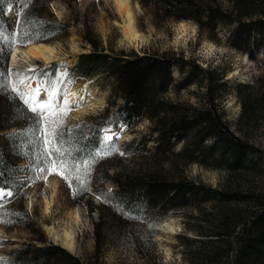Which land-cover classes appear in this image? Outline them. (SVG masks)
<instances>
[{
	"label": "rangeland",
	"instance_id": "374dc122",
	"mask_svg": "<svg viewBox=\"0 0 264 264\" xmlns=\"http://www.w3.org/2000/svg\"><path fill=\"white\" fill-rule=\"evenodd\" d=\"M198 2L202 5L216 4L233 14L236 12L229 0ZM130 4L135 25L144 36L138 47L123 41L121 18L112 0H10L0 11V18L8 31L18 32L20 15L31 7L40 17L68 25L65 33L46 42H56L69 53L71 39L75 38L85 51L78 53L72 64L55 62L57 74L49 79L55 80L66 73L59 85L61 90L70 84L90 96L94 93L104 95L105 102L77 119L67 116L65 127L70 129L83 123L90 128L93 120L99 118L106 122L103 128L119 133V139L113 137L118 150L102 155L92 165L87 177L88 190L81 191L75 181L69 187L61 177L50 175L57 181L58 191L50 216H45L40 192L46 183L45 179L36 178L43 176L35 168V149L28 143L29 137L17 135L30 127L31 121L17 115V110L24 108L18 97L13 99L11 92L0 93V139L15 162L21 182L17 196L0 201L3 205L0 217L5 221L0 223L3 264H11V252L25 241L62 246L48 235L45 225L62 227L69 220L68 213L77 207L84 216L85 225L78 230L77 249L67 250L84 262L96 259L101 264H231L236 232L251 212L261 206V201L264 202V52L258 51L252 59L245 52L231 47L227 38L235 24L218 23L214 30H210L200 27L194 20H187L195 24L196 32L185 40L177 41L175 23L179 20L165 16L150 0H130ZM259 17L262 15L253 13L244 19ZM206 43L216 46L215 52L206 54ZM0 49H3L0 71H9L12 74L10 79L13 76L16 82L14 74L19 72L31 79L49 80L41 72L52 63L43 65L36 62L34 68L20 64L10 69L7 42L0 43ZM91 51L125 57L152 54L173 59V83L160 95L158 106L152 111L153 117L144 115L132 127L111 121L122 103L120 93L115 89L114 76L104 69L87 76L74 68L80 55ZM193 63L202 72L195 70L196 80L184 88H177L180 81L194 70ZM237 69L245 79L230 76ZM44 73L50 75V71ZM254 98L258 101H253ZM249 106H252V111ZM209 107L214 108V114L220 117L221 128L238 137L253 151L245 166L225 168L217 165L227 161L229 155H222L221 151L213 156L207 154L206 149L215 142L216 136L200 138L199 150L190 152L196 144L193 135L205 126L204 122L187 132L183 140L174 142L173 137L167 138L172 120L182 116L194 119ZM82 128H77L76 132ZM71 134L73 132H65V139L70 141L65 147H73ZM103 135L100 131L101 138ZM197 136L202 137V134L199 132ZM183 147L187 151L181 154ZM102 151L103 146L96 150ZM190 154L194 159L190 160ZM128 176L189 181L203 189L185 206L164 212L149 206L145 217L136 219V216L124 213L111 200L109 192ZM32 190H36L35 202L30 207L27 202ZM234 193L244 197L233 198L230 195ZM168 216L176 220L180 231L173 236L161 235L171 243H160L147 225ZM165 244L172 250V259L165 257L162 246Z\"/></svg>",
	"mask_w": 264,
	"mask_h": 264
},
{
	"label": "trees",
	"instance_id": "16d2710c",
	"mask_svg": "<svg viewBox=\"0 0 264 264\" xmlns=\"http://www.w3.org/2000/svg\"><path fill=\"white\" fill-rule=\"evenodd\" d=\"M159 10L176 20H194L200 27L214 30L218 23L235 24L230 31L227 41L229 45L239 51H243L249 58H255L258 51L264 52V0H229L236 12H227L216 4L202 5L198 0H150ZM10 0H0V11L8 5ZM33 7L27 9L20 15L18 32H28L32 36V42L48 41L55 35L65 33L68 25L40 17L33 12ZM253 13H259L262 17L250 18ZM0 28L8 31L0 18ZM27 39V37H25ZM173 59L166 56L152 54H133L129 57L116 56L108 53L91 51L82 53L78 62L74 65L77 72L83 75H92L98 70L104 69L107 74L114 76L116 90L120 93L122 103L116 108L111 117L114 124L121 123L128 127L134 126L144 115L154 116L158 106L160 95L166 92L173 83L171 69ZM55 62L44 69L41 74L49 79L56 76ZM192 70L180 81L177 88H184L196 80L195 70L202 69L193 63ZM50 71V75L44 72ZM52 74V75H51ZM209 81H211L210 78ZM223 83V82H222ZM209 89V87H208ZM253 101H258L253 99ZM252 111V106H249ZM214 108L209 107L199 113L194 119L179 117L171 121L168 129V139L172 137L178 142L187 137V132L200 126H205L198 131L202 137L193 135L195 148L190 152L199 150L200 138L216 136L215 142L206 149L207 154L213 156L215 152L221 151L222 155H229L224 163L217 164L222 167L241 168L245 166L247 158L253 154L249 146L238 137L225 132L221 128L220 117L214 114ZM83 131L76 132L73 129V147L77 149L74 156L80 159L90 158V154L102 146L100 130L106 122L99 118L93 120L90 128L85 124ZM86 126V127H85ZM89 129V131H87ZM78 137H75L77 136ZM230 135V136H229ZM85 136L86 138H81ZM193 143V144H194ZM187 151L183 147L181 154ZM192 154V153H191ZM188 155L189 157L192 155ZM194 157H190V160ZM0 186L11 187L14 196L21 189L18 179V169L15 162L7 153L6 144L0 139ZM10 181V184L4 183ZM203 189L189 181H172L157 178H134L126 177L123 182L117 183L115 189L111 190V200L117 203L127 215L143 219L148 207H155L161 212L169 208L180 207L189 204L192 196ZM240 199L244 197L238 193L230 195ZM235 251L231 264H264V202L261 206L251 212L248 219L242 222L240 229L235 234ZM11 264H101L96 259L93 262H84L80 257L74 255L67 249L51 242L36 245L29 241L23 242L11 252Z\"/></svg>",
	"mask_w": 264,
	"mask_h": 264
},
{
	"label": "snow or ice",
	"instance_id": "6c2138e0",
	"mask_svg": "<svg viewBox=\"0 0 264 264\" xmlns=\"http://www.w3.org/2000/svg\"><path fill=\"white\" fill-rule=\"evenodd\" d=\"M127 2V0H125ZM19 23V21H17ZM27 37V39H25ZM7 42L9 48L15 44L26 45L32 42V36L28 32L21 29L20 32L5 31L0 28V43ZM3 49H0L2 54ZM32 71V70H30ZM9 71H0V93L11 92L12 98H19L24 106L23 109L17 110V115L21 116L25 121H31V126L18 133L17 135L29 137L28 143L32 144L35 149L34 160L35 168L38 173H46L43 177L37 179H47L50 175H56L68 182L69 187L75 181L81 191L88 190L87 177L92 165L98 162L102 155L111 154L117 151L113 137L119 139V133H113L111 128L105 127L101 129L104 133L102 137V152L90 154L89 159H80L73 155L76 151L74 147H65V144L70 143L65 139V132H72L73 129H66L65 118L69 111L68 93L62 91L59 87L66 73L61 74L55 80L41 81L37 80L36 86L30 84L31 77H25L22 73H15L17 81L12 82ZM71 83V81H69ZM25 87L27 92H20L19 89ZM46 94L47 99L42 100L41 93ZM58 98L62 99V103H58ZM30 113L31 115H26ZM75 128H81L80 125H75ZM86 127V126H85ZM83 131V129H81ZM111 133V134H110ZM81 138H86L82 136ZM2 175V173H0ZM10 184V181H4ZM111 192V189H109ZM14 192L11 187L5 188L0 186V201H4L7 197H12ZM98 199L100 197H97ZM0 207H3L0 204ZM0 217V223H4ZM0 264H3V258L0 257Z\"/></svg>",
	"mask_w": 264,
	"mask_h": 264
},
{
	"label": "bare ground",
	"instance_id": "6f19581e",
	"mask_svg": "<svg viewBox=\"0 0 264 264\" xmlns=\"http://www.w3.org/2000/svg\"><path fill=\"white\" fill-rule=\"evenodd\" d=\"M114 7L121 18V32L123 41L134 46H139L144 41V36L139 33L134 20V14L130 0H112ZM175 30L177 34L176 40H185L187 36L194 35L196 32L195 24L189 21H177L175 23ZM176 41V42H177ZM70 52H64L56 42H46V41H35L28 43L25 46L15 44L13 49L8 55V63L10 69H15L20 64H26L29 68L36 67V62H40L43 65H48L53 62H58L59 64L67 63L72 64L78 53L85 51L78 46L75 38L71 39L70 42ZM206 54H212L217 49L212 43L205 44ZM242 59L246 60L245 56ZM230 76H239L240 79H245L244 76L240 75L239 70H235ZM13 83H15L13 76L11 77ZM36 79H31L30 84L32 87L36 86ZM84 85H86L84 83ZM83 85V86H84ZM20 92H27L28 89L21 87ZM62 91L68 93L67 98L69 99V108L71 111L68 113L70 119H77L89 111H94L98 107L104 105V95L98 96L97 94H92L93 96L84 93L78 87H72L70 84H66ZM89 96V97H88ZM42 100H46L47 96L43 92L41 93ZM58 103H62V99L58 98ZM126 136V135H125ZM42 176L46 175L41 173ZM45 187L40 192L41 205L43 207V213L48 216L52 212V207L55 202V198L58 191V184L54 178L50 176L45 179ZM35 192L32 190L28 198L27 204L31 207L35 202ZM50 216V215H49ZM68 221L64 223L62 227L56 228V225H45V229L48 235L62 244V246L70 251L77 249L76 237L80 227L85 225L84 216L79 207L75 208L72 212L68 213ZM147 228L150 231L155 232L156 238L160 243L166 241V244L171 242L164 240L161 235H172L177 234L180 231V226L177 224L176 220L172 216H168L159 221H151L148 223ZM170 238V237H169ZM162 245L167 259H172V250L167 245Z\"/></svg>",
	"mask_w": 264,
	"mask_h": 264
},
{
	"label": "water",
	"instance_id": "95a60500",
	"mask_svg": "<svg viewBox=\"0 0 264 264\" xmlns=\"http://www.w3.org/2000/svg\"><path fill=\"white\" fill-rule=\"evenodd\" d=\"M12 49H13V46L11 48H9L8 53H7V56L10 55Z\"/></svg>",
	"mask_w": 264,
	"mask_h": 264
}]
</instances>
